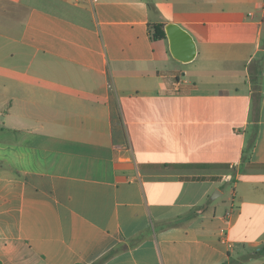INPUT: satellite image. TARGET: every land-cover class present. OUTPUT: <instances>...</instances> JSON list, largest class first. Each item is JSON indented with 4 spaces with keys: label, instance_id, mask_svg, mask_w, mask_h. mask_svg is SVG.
Returning a JSON list of instances; mask_svg holds the SVG:
<instances>
[{
    "label": "crops",
    "instance_id": "1",
    "mask_svg": "<svg viewBox=\"0 0 264 264\" xmlns=\"http://www.w3.org/2000/svg\"><path fill=\"white\" fill-rule=\"evenodd\" d=\"M262 1L0 0L1 264L264 263Z\"/></svg>",
    "mask_w": 264,
    "mask_h": 264
},
{
    "label": "trees",
    "instance_id": "2",
    "mask_svg": "<svg viewBox=\"0 0 264 264\" xmlns=\"http://www.w3.org/2000/svg\"><path fill=\"white\" fill-rule=\"evenodd\" d=\"M150 35L153 40L155 39H163L165 38V32L163 29V24L162 23H155L152 24L150 27ZM264 71V51L260 54L258 58V66H255L253 71L251 72V82L253 84V92H255L258 87H260V76L262 75V72ZM257 134V108L255 107V119H254V124L252 128V132L249 135V139L247 141V145L245 148V152L249 151L250 148L253 147L255 138ZM141 240V234H137L135 237L129 239L128 244L130 246H133L137 244ZM120 247H114L111 250H109L105 255H103L101 258H99L97 261L91 263V264H102L105 260L110 258L112 255H114L116 252H118ZM257 256L264 255V244L260 246V248L256 251ZM232 264H237L239 263L238 260H235L231 262ZM1 264V261H0ZM75 264H83V263H75ZM226 264V263H223ZM264 264V263H263Z\"/></svg>",
    "mask_w": 264,
    "mask_h": 264
},
{
    "label": "water",
    "instance_id": "3",
    "mask_svg": "<svg viewBox=\"0 0 264 264\" xmlns=\"http://www.w3.org/2000/svg\"><path fill=\"white\" fill-rule=\"evenodd\" d=\"M163 28L171 56L183 63L192 61L197 54L196 43L192 35L173 22L165 24Z\"/></svg>",
    "mask_w": 264,
    "mask_h": 264
},
{
    "label": "built area",
    "instance_id": "4",
    "mask_svg": "<svg viewBox=\"0 0 264 264\" xmlns=\"http://www.w3.org/2000/svg\"><path fill=\"white\" fill-rule=\"evenodd\" d=\"M91 1L93 2V1H96V0H91ZM261 17H262V19H264V0L262 1V4H261ZM230 218H231V210L227 211L226 214H225V222L227 224H228ZM220 232H221V234H220L221 235V240L223 242H226L229 247H232L231 242L227 241V233H226L227 232V225H226V227L220 228Z\"/></svg>",
    "mask_w": 264,
    "mask_h": 264
},
{
    "label": "rangeland",
    "instance_id": "5",
    "mask_svg": "<svg viewBox=\"0 0 264 264\" xmlns=\"http://www.w3.org/2000/svg\"><path fill=\"white\" fill-rule=\"evenodd\" d=\"M262 46L264 48V28H263V35H262ZM261 54V53H259ZM258 54V55H259ZM198 58V57H197ZM261 86L264 88V76L261 78ZM252 118V111H251V114L249 115V119ZM251 129H249L250 131ZM248 132V130L246 131H243V128L240 126V134L244 133L246 135V133ZM233 182H228L225 184L224 187H226V192L230 189V187L232 186ZM221 200H223V198H220L217 202L220 204V208H224L227 204L226 203H223Z\"/></svg>",
    "mask_w": 264,
    "mask_h": 264
}]
</instances>
